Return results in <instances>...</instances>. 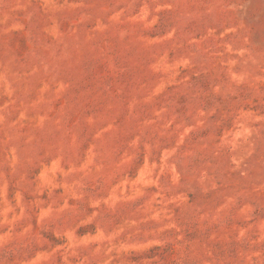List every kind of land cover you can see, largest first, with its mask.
I'll return each mask as SVG.
<instances>
[{"label":"rangeland","instance_id":"obj_1","mask_svg":"<svg viewBox=\"0 0 264 264\" xmlns=\"http://www.w3.org/2000/svg\"><path fill=\"white\" fill-rule=\"evenodd\" d=\"M0 264H264V0H0Z\"/></svg>","mask_w":264,"mask_h":264}]
</instances>
